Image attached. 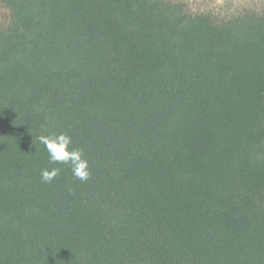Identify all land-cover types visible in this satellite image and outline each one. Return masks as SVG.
Here are the masks:
<instances>
[{
	"label": "trees",
	"instance_id": "trees-1",
	"mask_svg": "<svg viewBox=\"0 0 264 264\" xmlns=\"http://www.w3.org/2000/svg\"><path fill=\"white\" fill-rule=\"evenodd\" d=\"M190 7L0 0V264H264V0Z\"/></svg>",
	"mask_w": 264,
	"mask_h": 264
},
{
	"label": "clouds",
	"instance_id": "clouds-1",
	"mask_svg": "<svg viewBox=\"0 0 264 264\" xmlns=\"http://www.w3.org/2000/svg\"><path fill=\"white\" fill-rule=\"evenodd\" d=\"M40 144L44 145L48 153L49 164H63L70 167L74 178L85 182L90 179L88 162L83 158V150L73 148L69 150L72 143L71 137L66 133L41 135L38 138ZM60 168H44L40 172L41 182L51 183L60 174Z\"/></svg>",
	"mask_w": 264,
	"mask_h": 264
},
{
	"label": "rangeland",
	"instance_id": "rangeland-1",
	"mask_svg": "<svg viewBox=\"0 0 264 264\" xmlns=\"http://www.w3.org/2000/svg\"><path fill=\"white\" fill-rule=\"evenodd\" d=\"M193 11L213 12L219 15H227L238 9L253 3L259 4V0H189Z\"/></svg>",
	"mask_w": 264,
	"mask_h": 264
}]
</instances>
